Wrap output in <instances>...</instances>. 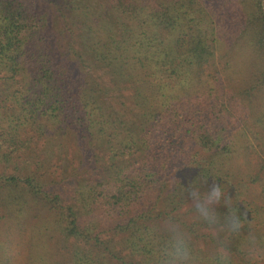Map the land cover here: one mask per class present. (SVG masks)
Instances as JSON below:
<instances>
[{"label": "trees", "instance_id": "trees-1", "mask_svg": "<svg viewBox=\"0 0 264 264\" xmlns=\"http://www.w3.org/2000/svg\"><path fill=\"white\" fill-rule=\"evenodd\" d=\"M172 225L264 264V0H0V264H160Z\"/></svg>", "mask_w": 264, "mask_h": 264}, {"label": "clouds", "instance_id": "clouds-1", "mask_svg": "<svg viewBox=\"0 0 264 264\" xmlns=\"http://www.w3.org/2000/svg\"><path fill=\"white\" fill-rule=\"evenodd\" d=\"M208 185L206 190L201 191L192 183L184 185L189 192L193 205L199 217L210 227L220 223V216L215 210V206L223 203L228 207L225 216L226 227L230 232H237L243 227L238 212L229 205V194L219 179L213 178L204 181ZM169 240L160 252V264H194V255L191 247L190 235L178 225H172L168 229ZM215 234V233H213ZM221 260L226 259V251L223 248L218 250Z\"/></svg>", "mask_w": 264, "mask_h": 264}, {"label": "rangeland", "instance_id": "rangeland-1", "mask_svg": "<svg viewBox=\"0 0 264 264\" xmlns=\"http://www.w3.org/2000/svg\"><path fill=\"white\" fill-rule=\"evenodd\" d=\"M52 15H54V14L52 13ZM54 16H56V15H54ZM54 24H55L56 28L59 27V25H57V24H59L57 21H55ZM36 242H37V246H35V249H42L43 250V249H48V248L51 247L50 243L52 242V240L44 239L43 241H38L37 240ZM25 254H27V253H25ZM30 254H31L30 257H36V255H35V253L33 251H31ZM32 255H34V256H32Z\"/></svg>", "mask_w": 264, "mask_h": 264}]
</instances>
